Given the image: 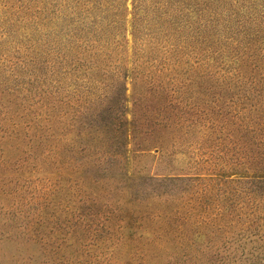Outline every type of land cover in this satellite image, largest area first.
<instances>
[{
	"label": "rangeland",
	"instance_id": "obj_1",
	"mask_svg": "<svg viewBox=\"0 0 264 264\" xmlns=\"http://www.w3.org/2000/svg\"><path fill=\"white\" fill-rule=\"evenodd\" d=\"M264 0H0V264H264Z\"/></svg>",
	"mask_w": 264,
	"mask_h": 264
},
{
	"label": "trees",
	"instance_id": "obj_2",
	"mask_svg": "<svg viewBox=\"0 0 264 264\" xmlns=\"http://www.w3.org/2000/svg\"><path fill=\"white\" fill-rule=\"evenodd\" d=\"M253 178L264 182V170L259 171Z\"/></svg>",
	"mask_w": 264,
	"mask_h": 264
}]
</instances>
